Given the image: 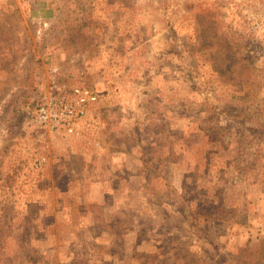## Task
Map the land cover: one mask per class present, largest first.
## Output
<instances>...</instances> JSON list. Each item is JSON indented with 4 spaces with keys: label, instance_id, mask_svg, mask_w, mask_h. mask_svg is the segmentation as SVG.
I'll list each match as a JSON object with an SVG mask.
<instances>
[{
    "label": "rangeland",
    "instance_id": "374dc122",
    "mask_svg": "<svg viewBox=\"0 0 264 264\" xmlns=\"http://www.w3.org/2000/svg\"><path fill=\"white\" fill-rule=\"evenodd\" d=\"M0 264H264V0H0Z\"/></svg>",
    "mask_w": 264,
    "mask_h": 264
},
{
    "label": "built area",
    "instance_id": "2783aa9c",
    "mask_svg": "<svg viewBox=\"0 0 264 264\" xmlns=\"http://www.w3.org/2000/svg\"><path fill=\"white\" fill-rule=\"evenodd\" d=\"M99 98V93L87 82L84 73L74 84L52 80L44 89L31 122L39 124L56 137H78L83 119L97 105ZM45 163L46 157L42 156L35 160L33 166L41 169Z\"/></svg>",
    "mask_w": 264,
    "mask_h": 264
},
{
    "label": "crops",
    "instance_id": "0c3cea01",
    "mask_svg": "<svg viewBox=\"0 0 264 264\" xmlns=\"http://www.w3.org/2000/svg\"><path fill=\"white\" fill-rule=\"evenodd\" d=\"M94 183L97 184L98 188H100V187L102 186V184H103V182H100V181H99V182H98V181H95ZM96 241H97V240H96ZM141 242H142V244L144 243L143 241H141ZM141 242H139V244H141ZM143 245H146V244H143ZM143 245H142V246H143ZM139 246H141V245H139ZM112 255H113V254H111L112 261H113V260H121V259H117V258H116V257H117L116 255H115V256H114V255L112 256ZM107 259H108V258H107ZM68 261H72V257L66 260V262H68Z\"/></svg>",
    "mask_w": 264,
    "mask_h": 264
}]
</instances>
